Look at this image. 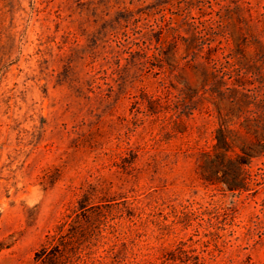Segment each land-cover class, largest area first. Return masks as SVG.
Listing matches in <instances>:
<instances>
[{"label": "rangeland", "instance_id": "obj_1", "mask_svg": "<svg viewBox=\"0 0 264 264\" xmlns=\"http://www.w3.org/2000/svg\"><path fill=\"white\" fill-rule=\"evenodd\" d=\"M207 58L264 61V0H0V264H264V184L198 178L215 112L134 103Z\"/></svg>", "mask_w": 264, "mask_h": 264}, {"label": "trees", "instance_id": "obj_2", "mask_svg": "<svg viewBox=\"0 0 264 264\" xmlns=\"http://www.w3.org/2000/svg\"><path fill=\"white\" fill-rule=\"evenodd\" d=\"M143 58L150 61L145 54ZM200 70V88L186 86L175 95L166 86L162 95H145L134 103L144 105L145 101L147 115L164 114L166 124L176 129L183 124V117L192 118L195 111H214L217 123L212 144L199 149L196 156L198 178L205 185L221 186L229 192L256 194L264 184V168L251 170L254 161L264 164V61L235 63L207 58ZM82 201L81 208H85ZM76 216L75 211L65 215L54 233L46 235L36 259L43 261L45 252L64 245L62 238L74 226Z\"/></svg>", "mask_w": 264, "mask_h": 264}]
</instances>
